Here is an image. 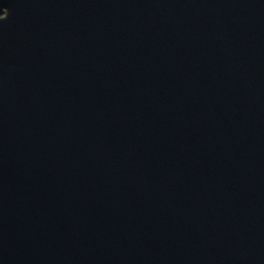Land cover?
<instances>
[{"label":"water","instance_id":"1","mask_svg":"<svg viewBox=\"0 0 264 264\" xmlns=\"http://www.w3.org/2000/svg\"><path fill=\"white\" fill-rule=\"evenodd\" d=\"M0 264H264V0H0Z\"/></svg>","mask_w":264,"mask_h":264}]
</instances>
